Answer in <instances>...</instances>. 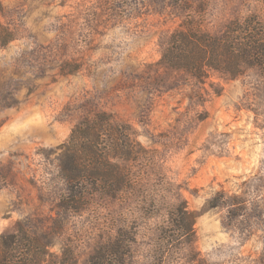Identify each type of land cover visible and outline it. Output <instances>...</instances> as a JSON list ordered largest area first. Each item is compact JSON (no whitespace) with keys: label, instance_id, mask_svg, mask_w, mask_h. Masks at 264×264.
I'll list each match as a JSON object with an SVG mask.
<instances>
[{"label":"rangeland","instance_id":"1","mask_svg":"<svg viewBox=\"0 0 264 264\" xmlns=\"http://www.w3.org/2000/svg\"><path fill=\"white\" fill-rule=\"evenodd\" d=\"M251 12L264 0H0V42L13 36L0 44V234L21 222L83 263L129 225V264H149L184 200L195 241L166 264H264V73L199 79L161 62L187 20L219 31ZM97 111L129 124L146 157L120 197L64 210L59 148Z\"/></svg>","mask_w":264,"mask_h":264},{"label":"trees","instance_id":"2","mask_svg":"<svg viewBox=\"0 0 264 264\" xmlns=\"http://www.w3.org/2000/svg\"><path fill=\"white\" fill-rule=\"evenodd\" d=\"M0 27L5 29L1 23ZM12 39L10 34L0 44ZM161 62L199 79L212 71L236 77L251 67L264 73V16L259 12L235 16L219 31L187 20L172 33ZM59 150V169L66 182L60 205L74 212L87 207L94 196L120 197L132 188L136 180L130 162L146 157L131 126L117 123L107 111L82 118ZM196 218L186 201L173 204L149 264H166L173 252L192 244ZM135 242L136 231L121 225L81 263L72 245H65L56 255L51 251L50 233H37L19 222L14 231L0 234V264H129Z\"/></svg>","mask_w":264,"mask_h":264}]
</instances>
